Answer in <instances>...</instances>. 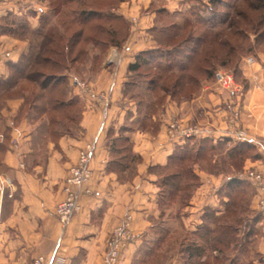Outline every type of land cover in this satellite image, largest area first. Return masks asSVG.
Here are the masks:
<instances>
[{
  "label": "crops",
  "instance_id": "crops-1",
  "mask_svg": "<svg viewBox=\"0 0 264 264\" xmlns=\"http://www.w3.org/2000/svg\"><path fill=\"white\" fill-rule=\"evenodd\" d=\"M109 1L112 3L94 0L95 7L126 19L128 34L122 43L106 49L95 71L90 70L91 60L85 63L83 75L76 68L64 71L68 73L65 108H71L74 96L81 106L78 128L71 131L66 129L70 120L62 111L38 112V107L30 106L29 89L40 87L14 75L10 66L29 55L34 35H21L16 28L0 32V180L5 181V194L0 196V264H28L38 254L58 258L60 264H99L110 232L127 214L137 236L122 246L116 264H141L142 255L148 252L149 232L159 223L169 227L166 217L174 208L159 205L158 168L168 163L176 146L203 136L181 141L170 136L166 126L171 119L202 121L205 112L195 101L199 89L190 95L168 93L160 110L146 112L148 99L141 103L126 92V84L135 73L128 66L140 52L160 44L165 36L159 31L167 20L195 12L198 4L195 0ZM29 7L32 14L26 22L31 31L41 26L42 16L48 13L47 26L59 27L61 33L69 35L47 0H0V27H14L4 18L22 15ZM257 58L251 66L241 62L236 71L239 87L233 95L240 107L238 125L247 130L248 137L239 138L235 132L222 136L219 130L208 137L214 142L225 140L226 148L211 158L216 170L194 169L200 182L180 215L184 238L175 255L163 264H191L186 262L183 249L187 236L202 222L206 206L220 205L219 189L224 182L239 175L233 161L243 155V164L264 159V50ZM86 75L87 80H81ZM81 81L106 92L107 103L91 104L81 92ZM224 95H210L215 114ZM126 137L130 151L138 157L135 161L122 157ZM88 142L92 144L89 165L93 174L80 194V208L63 225L55 215V205L63 197L68 168L77 162L80 149ZM250 149L253 152H248ZM230 167L234 168L231 175H224L223 170ZM260 212L255 248L264 256V211ZM200 260L205 264L208 259L203 255Z\"/></svg>",
  "mask_w": 264,
  "mask_h": 264
},
{
  "label": "trees",
  "instance_id": "trees-1",
  "mask_svg": "<svg viewBox=\"0 0 264 264\" xmlns=\"http://www.w3.org/2000/svg\"><path fill=\"white\" fill-rule=\"evenodd\" d=\"M47 1L53 11L59 13L58 21L61 22L63 30L69 34L68 36L61 33L59 28L56 30V26H47L45 21H42L37 30L31 31L26 20H21L20 16L14 14H8L4 18L7 20V24L12 22L14 27H0V32H12L13 28H16V31L21 35H34L35 40L29 55L19 63H11L12 71L14 75H22L27 82L40 87L38 90L29 89L30 94L27 100L30 106L38 107V112L58 113V111H62L70 120L69 122L78 128L77 121L81 106L78 97L74 96L71 108H65L64 95L68 90V73L64 71H69L76 65L85 64L90 60L93 67L100 63L99 61L110 45H119L126 39L128 22L118 14L96 8L94 0ZM108 3L112 2L108 0L106 4ZM195 20L202 19L196 17ZM195 23H201V21L187 22L183 30H186L189 24ZM173 33H169L165 38L162 37L158 46L140 52L136 60L128 66L135 74L148 75L146 88L148 98L144 96L138 99L141 103L148 99L146 103V112L148 113L160 110L164 97L168 93L173 96L190 95L196 88L198 78L208 77L214 67L229 61L231 56L224 57L223 47L229 46L228 54L236 47L229 40L220 41L218 33L213 32V34L212 31L206 30L204 34L195 36L193 46H189L190 49L182 55L183 60L178 61L174 58L178 57V50L177 54L173 55L171 54L174 52L163 53L160 50L163 45H166V42H172L179 37V33ZM215 45H217V50H215ZM130 82L132 83V81ZM130 82H127L126 85L128 86ZM66 129L71 131L72 127L67 126ZM222 141L225 144V140ZM191 142L187 141L176 146L168 163L158 168L160 171L158 179L159 205L163 208L165 206L173 207L175 204L177 205L175 206L177 214L181 213L180 210L184 209L193 195V191L190 190L192 188L190 180L197 182L194 189L200 182L198 175L194 172V166H186V164L188 162L195 163L194 161L200 157L201 151L206 146L202 144L196 146L195 143L190 144ZM122 144L126 152L122 157H129L131 161L137 160L138 157L130 151L127 137L122 141ZM208 148L213 154L215 153L214 146ZM245 152L246 150H243L242 153ZM240 154L241 152H238L237 155ZM237 155H231V157L236 158ZM243 157L244 155L235 161L242 162ZM246 186L249 184L239 176H230L220 187L219 194L222 197L223 209L220 208V205L206 207L202 223L198 225L183 248L186 262L202 264L200 258L206 255L208 260H205V264H222L224 260L222 257L226 250L238 248L240 239L238 238V229L234 224L241 221V214L248 208L246 202L248 201L250 204V200L247 199ZM224 197L227 199L224 200ZM255 214L260 221L262 213L256 211ZM162 231L167 233L165 229ZM159 241L160 245L163 237ZM254 249L256 250V248ZM257 253L260 254L258 251Z\"/></svg>",
  "mask_w": 264,
  "mask_h": 264
},
{
  "label": "rangeland",
  "instance_id": "rangeland-1",
  "mask_svg": "<svg viewBox=\"0 0 264 264\" xmlns=\"http://www.w3.org/2000/svg\"><path fill=\"white\" fill-rule=\"evenodd\" d=\"M29 2L30 1H27V4ZM195 4H198V8L195 12H191L190 14L185 16L179 14V17L181 18L179 20H176L178 15H175L173 16L175 20H167V22H165L164 25L161 26L159 34L163 36H166V33H179V37L176 40L168 43L166 42V45H163V47L160 48L161 52H174L171 54L173 55L177 54L176 51L178 50V57H173L176 58L178 61L183 60L182 55L185 51L190 49L189 46H193L195 36L199 34H204L206 30H210L212 31V33H218L217 36L220 41L229 40L230 43L236 46L234 47V49L230 50V55L228 54L229 46L223 47L224 57L231 56V58L228 59L229 61L225 63L218 61L222 64H218L216 67H214L212 72H214V70L218 68L223 67H225L226 69L231 68L236 72L238 69H240L241 62L244 61V58L249 55L257 56L258 52L264 50V0H200V2H197L195 0ZM31 14L32 7H29L24 14L17 16H20L21 18L19 19L21 20H29L27 16ZM48 17V13H46L44 16H42V19L44 18V21L47 22ZM183 17H185V19H183ZM196 17L201 18L202 20H195ZM168 18L172 17L169 16ZM199 21H201V23L189 24V27L186 30H183V28H185V26L187 25V22L192 23ZM55 28L57 30V28L59 27ZM217 36L215 37L216 39ZM215 50H217V45H215ZM165 58L164 61L166 60ZM84 65L85 64L76 65L75 68L77 71H79V74L83 75V73H85ZM99 65L100 63H98L94 67L90 66V70L95 71L97 68H99ZM212 72L209 74V78H212ZM145 76L146 75H138L134 73V75L130 78L132 84H129L130 86L128 85L126 87V92L138 99L144 96L148 98V92L146 89L148 83V75L146 77ZM87 77V75L86 77L82 76L81 80H87ZM204 78L207 77L198 78V80L196 81V88L194 89L195 91L196 89H199L200 80ZM66 126H71L72 129L75 128L73 124L68 122L66 123ZM197 139L198 140H193L190 144L195 143L196 146H199L201 144L206 146L205 149L201 151V155L199 157L202 160L197 158L194 161L195 163L188 162L186 166L192 165L194 166V169L196 167H200L207 170H216V166L213 165L211 159L213 158V153L212 151H209L210 149L208 147L214 146V152H220L226 148V143L224 144L223 141L214 142L211 139ZM248 152L251 153L253 152V150L250 149L248 150ZM201 157L208 158L204 159ZM232 164L235 167H239V171H242L245 165V163L242 164V162L240 161H233ZM231 168L233 167H230L227 170L224 169V175H231ZM190 182L192 184V188H190V190L193 191V194L196 189H194V187L197 182L193 180H190ZM246 191H248L247 199L250 200V204L248 203V201L246 202V206H248V208L245 209L241 214V221L234 224V226L238 229V238L240 239L238 243L239 246L237 249L235 248L226 250V253L222 257L224 259L222 261V264L264 263V256L261 253L258 254L257 251L254 249L256 240L258 238L257 235L259 234L260 229V223L258 221L259 219L255 214V212L257 211L254 205L255 189L253 188V186L249 185L246 186ZM226 199L227 197H224V200ZM221 202L222 198L219 204L221 206L220 208L223 209ZM175 206L177 205H173L174 210L170 211L169 217H166V222L169 227L166 228L162 226L161 223H159L149 232L148 252H145L144 256L142 255L140 261L141 264H163L164 261H167L166 259H168L172 255L174 256L178 247L181 246V241L184 238V232L181 228V223L179 219L184 209H181V213L177 214V209ZM206 207L204 208L203 213ZM166 214L167 211H165L164 215ZM175 216L177 217L175 218ZM163 229H165L167 233L162 231ZM162 237L163 241H161L159 245V239ZM187 237L189 239V237L191 238L192 236L189 235Z\"/></svg>",
  "mask_w": 264,
  "mask_h": 264
},
{
  "label": "built area",
  "instance_id": "built-area-1",
  "mask_svg": "<svg viewBox=\"0 0 264 264\" xmlns=\"http://www.w3.org/2000/svg\"><path fill=\"white\" fill-rule=\"evenodd\" d=\"M258 61L257 56L249 55L244 59V66H251ZM253 77H256L253 74ZM212 78L200 80L199 93L195 101L200 102V107L205 112L203 120L195 119L192 122H184L179 119H171L166 126L167 133L181 141L193 139L198 136L211 137L212 133L219 130L222 136L235 132L239 138H247V130L238 125L240 119V107L236 106L233 98L235 90L239 87L236 72L229 68L214 70ZM81 92L90 99L91 104L104 105L108 101V94L95 89L89 82L81 81ZM220 96L217 102L216 114L212 111L213 100L211 94ZM92 152V144L86 143L79 151L78 160L68 168L64 185L63 197L55 205V215L65 225L71 216L80 208L79 197L83 187L90 181L93 170L89 165ZM245 182L255 189V208L264 211V159L247 161L239 175ZM5 194V181L0 180V196ZM132 217L125 215L112 229L106 241V250L99 264H116L120 258L122 246L126 242L133 241L137 234L131 226ZM28 264H60L58 258H47L38 254Z\"/></svg>",
  "mask_w": 264,
  "mask_h": 264
}]
</instances>
